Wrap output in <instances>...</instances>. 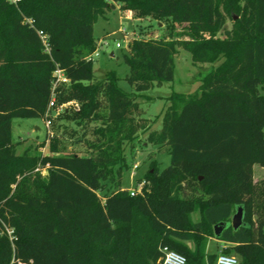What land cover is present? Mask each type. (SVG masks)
<instances>
[{
	"label": "trees",
	"instance_id": "16d2710c",
	"mask_svg": "<svg viewBox=\"0 0 264 264\" xmlns=\"http://www.w3.org/2000/svg\"><path fill=\"white\" fill-rule=\"evenodd\" d=\"M117 4L170 28L123 52L132 91L116 70L97 79L91 57L95 23ZM179 48L195 64L220 62L197 93L167 97L162 127L148 139L168 146L170 164L153 163L132 195L123 186L127 154L151 126L139 97L175 78ZM58 68L68 81L56 83ZM263 90L264 0H0V264H161L163 246L186 264H214V226L239 205L244 224L217 238L230 244L222 252L264 264V179L254 172L264 166ZM53 93L55 107L80 104L59 117L73 122L64 136L87 151L67 150L54 134L50 153L18 154L14 119L45 118Z\"/></svg>",
	"mask_w": 264,
	"mask_h": 264
},
{
	"label": "rangeland",
	"instance_id": "374dc122",
	"mask_svg": "<svg viewBox=\"0 0 264 264\" xmlns=\"http://www.w3.org/2000/svg\"><path fill=\"white\" fill-rule=\"evenodd\" d=\"M236 19L238 15L235 14ZM233 20L228 17L224 29H231ZM177 29L181 30L182 26L177 25ZM170 30L167 21H158L153 18H135L134 15L121 9L120 5L106 15L100 16L95 23L94 34L97 38L98 55H94V74L97 79H102L108 71L116 70L122 77L120 85L128 91H132L133 87L125 80V76L130 71V67L124 62L122 54L127 49L131 40L134 38H150L159 37L168 33ZM223 31L218 33L222 36ZM108 39V44H102L99 41ZM120 46H117V43ZM220 61L213 63H193L192 55L189 51L179 48L176 55V71L175 78L172 81L164 82L162 85H156L150 90L144 92L143 96L139 97L141 106L144 109V115L148 117L151 126L147 130L139 134V138L135 143V147L131 153L128 151L127 163L130 168L123 176V186L128 189H133L139 178L150 169L155 163L160 169L167 167L170 164L171 156L168 153L167 145H155L149 141L148 136L154 130H159L162 127V113L164 109L170 105L167 99L173 91L182 92L185 94H194L199 91L201 78L217 66ZM264 92V90H263ZM59 117V116H58ZM54 119L55 126H46L44 117L37 118H15L13 139L17 144V153L21 154L27 149H31L32 153L39 152L42 154L50 153V141L54 134L64 136L66 126L68 130L73 124L69 119L62 114L61 117ZM53 122V123H54ZM52 131V134L49 133ZM64 140L67 150L75 149L76 151L86 152L87 146L82 143H75V138L71 134H65ZM80 135V134H79ZM88 137H93L91 133ZM138 164V168L134 165ZM255 178L257 181L264 179V169L259 165L255 166ZM37 171V169L35 170ZM42 175L47 174V169L39 170ZM21 177H19L20 179ZM17 183H14L16 187ZM194 217L197 219V215ZM230 245L222 243L217 238L212 237L209 240L207 251L220 252L223 246Z\"/></svg>",
	"mask_w": 264,
	"mask_h": 264
},
{
	"label": "built area",
	"instance_id": "2783aa9c",
	"mask_svg": "<svg viewBox=\"0 0 264 264\" xmlns=\"http://www.w3.org/2000/svg\"><path fill=\"white\" fill-rule=\"evenodd\" d=\"M13 1L17 3L19 0H13ZM39 33L41 35L43 43L46 45L47 50H49L48 35L43 30H40ZM107 40L108 39H103L99 42L102 44H108ZM117 46H120L119 42L117 43ZM94 55H98V47L96 51L91 55V57L93 58ZM55 75L57 76L56 83L60 81H68V78L64 75L63 70L60 68L56 69ZM56 99H57L56 94L53 93V97L50 101L49 109L45 117L46 126L49 128L53 124L54 119L58 117L60 113L64 111L65 109H68L69 107H73L77 109L80 108V104L76 101H69V102L60 104L59 106L55 107ZM49 133L52 134V131L49 130ZM138 166H139L138 164H135L134 168H138ZM37 170H41V168L38 167ZM146 184H147V181H142L138 183L135 186V188L131 189V194L135 195L136 193H142L144 186ZM7 230H8V233L12 235L13 231L11 229H7ZM225 247L226 246L224 245L222 248H225ZM161 252H162V255L160 258L161 264H186L187 263V259L183 254L171 249L168 246L161 247ZM214 264H238V258L237 256L233 254H227V253L222 252V249H221L220 252L218 253V256Z\"/></svg>",
	"mask_w": 264,
	"mask_h": 264
},
{
	"label": "water",
	"instance_id": "95a60500",
	"mask_svg": "<svg viewBox=\"0 0 264 264\" xmlns=\"http://www.w3.org/2000/svg\"><path fill=\"white\" fill-rule=\"evenodd\" d=\"M243 224H244V206L239 205L237 206L236 212L233 214L231 221H220L217 224H215L214 229H215L216 238H220L222 232L230 225H232L233 228L236 230Z\"/></svg>",
	"mask_w": 264,
	"mask_h": 264
},
{
	"label": "crops",
	"instance_id": "0c3cea01",
	"mask_svg": "<svg viewBox=\"0 0 264 264\" xmlns=\"http://www.w3.org/2000/svg\"><path fill=\"white\" fill-rule=\"evenodd\" d=\"M257 165H259V164H255V165H254V168H255V166H257ZM259 166H260L261 169H264V166H262V165H259ZM254 172H255V170H254ZM255 181H257L256 178H255Z\"/></svg>",
	"mask_w": 264,
	"mask_h": 264
}]
</instances>
